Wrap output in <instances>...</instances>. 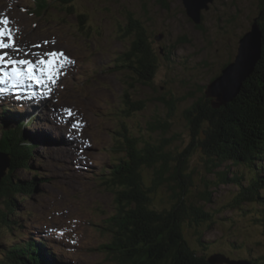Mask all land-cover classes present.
<instances>
[{
  "label": "rangeland",
  "instance_id": "obj_1",
  "mask_svg": "<svg viewBox=\"0 0 264 264\" xmlns=\"http://www.w3.org/2000/svg\"><path fill=\"white\" fill-rule=\"evenodd\" d=\"M37 1L0 0V22L7 21L0 23V28L11 31L18 49L3 51L11 59L32 63L33 74L49 90L42 95L50 99L46 103L26 99L25 94L32 97L33 90L36 97L43 92L39 81L27 77L5 79L0 84V129L5 125L3 104L11 97L16 110H8L15 111V120L26 122L23 133L35 144L30 170L15 171L14 176L20 181L30 182L35 176L38 180L29 197L22 202L15 198L17 207L12 212L17 220L13 226L17 240L4 229L0 244L8 247L49 239V246L43 247L45 253L35 258L42 264H120L122 259L104 248L111 236L106 222L115 212L114 196L105 186L107 170L124 155L115 138L145 137L152 143L174 138L171 152L193 146L196 137L191 136L183 112L206 95L211 81L234 62L239 40L263 17L264 2L213 0L201 12V24L196 25L181 0H73L67 5L70 7H65L63 0H48L41 13ZM136 27L144 30L156 57V74L147 85L126 68H114L138 40ZM259 31L261 58L264 33L260 27ZM49 52L64 55L51 58L45 55ZM49 59L64 62L55 84L49 82L46 72L39 71L45 67L39 61ZM10 70L11 66L0 65V78ZM124 95L131 102L145 103V110L124 117ZM172 103L175 109L170 118ZM157 119L169 124L165 134L152 133V121ZM7 124L14 125L13 119ZM207 165L206 156L195 150L188 166L192 184L185 198L211 219L197 227L185 225V240L197 256L209 261L219 254V259L264 264V236L256 221L260 208L251 200H236L239 190L235 184L219 183ZM242 168L226 162L216 171L226 172L230 179ZM208 193L210 202H206ZM170 196L165 185L154 203L168 209ZM2 203L0 209L6 211ZM60 230L66 232V238L55 241L52 233Z\"/></svg>",
  "mask_w": 264,
  "mask_h": 264
},
{
  "label": "trees",
  "instance_id": "obj_2",
  "mask_svg": "<svg viewBox=\"0 0 264 264\" xmlns=\"http://www.w3.org/2000/svg\"><path fill=\"white\" fill-rule=\"evenodd\" d=\"M71 1L61 2L65 7H70L67 5ZM46 2L49 1H37L38 12L41 13ZM263 2L261 0V4ZM263 10L264 4L262 14ZM258 20L264 33V14ZM135 29L138 40L122 55L123 58H119L121 65L114 68L118 71L126 68L133 78L147 85L156 74V57L144 30L140 27ZM211 100L204 93L183 112L191 128V136L196 140L193 146L189 145L181 152H171L169 149L174 138H160L155 143L145 137L139 139L125 135L122 141L117 138L120 135L115 138L124 155L114 160L111 169L107 170L109 182L105 186L114 196L115 212L106 222L111 236L104 248L110 250L114 258H121L120 264H209V258L197 256V251L188 245L183 232L185 225L197 227L211 219L208 218L209 213L185 198L192 184L188 166L195 150H200L206 156L208 172L216 173L219 183L235 184L239 190L236 200L243 198L257 204L261 211L256 221L264 236V47L260 60L243 82L238 95L226 105L216 108L212 107ZM123 103L121 113L127 118L145 110V103L131 102L127 95H124ZM174 107L175 103H172L170 118ZM8 108L16 110L11 106L10 98L8 104L2 107L5 125L0 129V153L9 158V168L0 183V201L6 208V211L0 209V232L9 230L15 236L13 226L17 220L12 212L17 207L15 198L22 202L29 197L38 180L35 175L30 182L20 181L14 176L15 171L30 170L29 161L35 144L23 133L26 122L15 120V111ZM12 119L14 125H6ZM168 128V123L157 119L152 121L150 129L152 133L165 134ZM226 162L243 168L239 174L235 173L228 179L226 172L216 171ZM165 185L171 190L168 209L154 203ZM207 197L206 202H210L211 193ZM54 235L62 239L64 236L62 233ZM13 238L17 240V236ZM48 240L43 243L41 240L39 243L22 241L17 246L11 243L8 247L0 244V264H42L35 258L43 247L49 246ZM41 244L42 249L39 247ZM45 264H49L48 261Z\"/></svg>",
  "mask_w": 264,
  "mask_h": 264
},
{
  "label": "water",
  "instance_id": "obj_3",
  "mask_svg": "<svg viewBox=\"0 0 264 264\" xmlns=\"http://www.w3.org/2000/svg\"><path fill=\"white\" fill-rule=\"evenodd\" d=\"M189 18L196 24H201V12L208 9L213 0H181ZM261 34L257 21L252 24L251 30L239 40L238 53L234 62L227 65L207 86L206 98H212V107L224 106L231 102L240 92L245 79L253 72L256 63L260 59ZM216 103V104H215ZM9 168V158L0 155V183L6 176ZM219 254L210 258L209 264H247L242 261H231ZM209 260V259H208Z\"/></svg>",
  "mask_w": 264,
  "mask_h": 264
},
{
  "label": "snow or ice",
  "instance_id": "obj_4",
  "mask_svg": "<svg viewBox=\"0 0 264 264\" xmlns=\"http://www.w3.org/2000/svg\"><path fill=\"white\" fill-rule=\"evenodd\" d=\"M0 23L7 24V21H3ZM5 36H7L8 42H5ZM5 49H15L18 51V49L15 48V40L11 34V31L8 30L6 32L4 29L0 28V65H3L4 67L11 66L10 72L3 73V78H0V84L4 83L5 79L21 80L25 77L33 81H39V77L33 74V65L30 61L11 59L10 57H7V53L3 51ZM45 55L51 58H58L62 57L64 54L57 52H49ZM40 63L45 65V67L40 68L39 71L42 73L46 72L49 82L55 84L59 68L64 67V62L58 61V59H49L47 61L41 60ZM18 65H24L26 66V69L21 70Z\"/></svg>",
  "mask_w": 264,
  "mask_h": 264
},
{
  "label": "bare ground",
  "instance_id": "obj_5",
  "mask_svg": "<svg viewBox=\"0 0 264 264\" xmlns=\"http://www.w3.org/2000/svg\"><path fill=\"white\" fill-rule=\"evenodd\" d=\"M41 61V60H40ZM39 61V62H40ZM35 70V68H33V71ZM35 76H37L36 75V73H35ZM42 83H43V80H41V81H39V85H40V87H41V90H43V92H39L40 93V95H38L39 97H36V95L34 94V90L32 91V94H33V96L32 97H27L28 96V94L26 93L25 95H26V99H29V100H31V101H35V102H38V103H46V102H48L50 99H46L45 98V95L43 96L42 94H46L49 90H47V84H46V86H43L42 87ZM15 84V83H14ZM9 85L10 86H15V85H13L12 83H11V81H9ZM21 86V85H20ZM22 87V86H21ZM33 97H35V98H33ZM6 104H8V102L7 103H5V104H3V106L4 105H6ZM48 104V103H47ZM51 105V104H50ZM47 106V105H46ZM52 106V105H51ZM45 107V106H44ZM46 108V107H45ZM46 119V118H45ZM47 120V119H46ZM49 120H47V122H48ZM44 131H46L47 133H48V137H51V135L49 134V131H47L46 129L44 130ZM51 133H53V132H51ZM54 134V133H53ZM56 136V134H54V137ZM58 141H59V139H57ZM5 155V154H4ZM82 166V165H81ZM244 262V261H243ZM247 263V262H246ZM247 264H252L251 262H248Z\"/></svg>",
  "mask_w": 264,
  "mask_h": 264
}]
</instances>
